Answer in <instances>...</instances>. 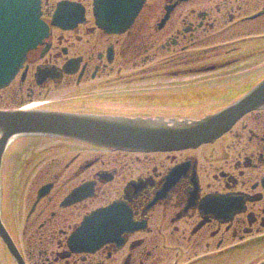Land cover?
<instances>
[{"label": "flooded vegetation", "instance_id": "flooded-vegetation-1", "mask_svg": "<svg viewBox=\"0 0 264 264\" xmlns=\"http://www.w3.org/2000/svg\"><path fill=\"white\" fill-rule=\"evenodd\" d=\"M60 1L79 5L84 22L53 33L44 57L42 46L32 52L24 78L20 73L0 90V108L30 102L32 108L136 115L149 100L182 101V109L167 114L197 118L238 99L245 91L241 79L255 74L264 56V0H146L129 31L115 35L96 28L93 0H44L46 22ZM193 46L203 49L195 55ZM212 57L223 58L213 63ZM73 58L80 60L76 71L64 73ZM209 66L215 69L203 71ZM220 71L218 79L164 89V79ZM65 151L58 157L74 153L71 160L45 156L22 181L23 201L10 203L14 216L24 204L20 230L0 213L24 264H228L233 255L264 247V108L195 150L133 153L81 145ZM178 166L180 178L170 181ZM81 186L80 198L69 203ZM113 203L128 207L131 230L95 252L72 251L70 239L84 219ZM262 261L264 255L253 264ZM0 264H15L1 238Z\"/></svg>", "mask_w": 264, "mask_h": 264}, {"label": "water", "instance_id": "water-1", "mask_svg": "<svg viewBox=\"0 0 264 264\" xmlns=\"http://www.w3.org/2000/svg\"><path fill=\"white\" fill-rule=\"evenodd\" d=\"M109 1L99 0V24L108 32H120L130 25L143 0H115L117 2L110 7L102 4ZM39 14L38 0H0V18L3 15L4 22L7 20L4 24L0 19V26L4 25L0 28V85L21 67L26 53L44 37L45 28L38 20ZM262 106L264 80L238 102L200 120L166 121L162 118L71 113H0V131L4 134L0 140V165L7 142L13 135L60 136L98 146L145 152L196 148L218 139L245 114ZM112 210L110 208L88 218L73 236V247L91 252L101 243L115 238L117 232L106 231L102 226L95 230L99 220L107 218L109 215H105ZM0 234L16 256L17 252L13 250L14 246L1 224Z\"/></svg>", "mask_w": 264, "mask_h": 264}, {"label": "rangeland", "instance_id": "rangeland-1", "mask_svg": "<svg viewBox=\"0 0 264 264\" xmlns=\"http://www.w3.org/2000/svg\"><path fill=\"white\" fill-rule=\"evenodd\" d=\"M247 47V46H246ZM201 46H193L191 50L192 54L197 55V53L202 51ZM219 57H212L211 61H216L218 60ZM223 58V57H222ZM222 58L219 60L221 61ZM264 57H260L259 61H257L255 64H258L254 68L258 69L262 66H264ZM222 74H224L223 71L213 73L211 75L207 76H201V75H196L193 77H180L177 79H169L170 82H167V80H163V85L165 86V91L167 90H172V88H168L172 86V84H188L189 82H197L204 80L205 78L209 80H214L218 79ZM76 91V89H74ZM30 102H25L23 106H18V107H28L30 106ZM167 106V104H165ZM1 107V106H0ZM4 107V106H2ZM27 143L24 146H17L14 147L13 150L10 151L9 156L13 153L12 157L5 161L4 164V169H3V176L1 178V183H0V213L3 215L4 220H6L9 224H17L19 225V230L22 228L21 225L24 226V210L25 207L24 204H20L18 209L19 213H16L14 216L13 213L10 215V203L13 204V201L16 202H21L23 199L21 198L20 190L22 188V181H24L28 176L31 175L30 171L32 167L34 166L35 163L41 160H45V156H49L50 158H47L46 161H49L51 159L56 158L57 160H71L72 156L74 153H71L69 155H66L64 158L58 157L60 155H63L66 153V149L73 147L74 145H70L68 143L64 142H37L36 140H27ZM13 148V147H12ZM49 152V154L45 155V151ZM25 152L24 155H15L14 153H19V152ZM32 158V162L30 159ZM30 161V162H29ZM31 163V164H30ZM14 222V223H13ZM17 227V226H16ZM260 252L259 253H254L253 254H245L244 257L240 258H235V261L233 262L232 260L234 258H230L228 261V264H253L259 257L264 255V247H261L258 249ZM252 255V256H251ZM233 262V263H232Z\"/></svg>", "mask_w": 264, "mask_h": 264}, {"label": "bare ground", "instance_id": "bare-ground-1", "mask_svg": "<svg viewBox=\"0 0 264 264\" xmlns=\"http://www.w3.org/2000/svg\"><path fill=\"white\" fill-rule=\"evenodd\" d=\"M94 216V214L93 213H91L90 215H89V218H92ZM85 221H87V219H85ZM105 244V242L104 243H101V245H104ZM98 248V247H97Z\"/></svg>", "mask_w": 264, "mask_h": 264}]
</instances>
